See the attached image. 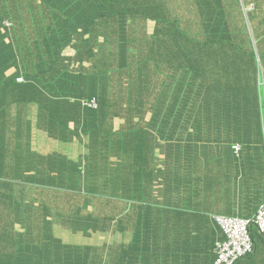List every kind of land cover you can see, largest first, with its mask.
<instances>
[{
  "label": "trees",
  "instance_id": "trees-1",
  "mask_svg": "<svg viewBox=\"0 0 264 264\" xmlns=\"http://www.w3.org/2000/svg\"><path fill=\"white\" fill-rule=\"evenodd\" d=\"M252 4L254 7L249 9ZM263 4L264 0H176V21L169 18L173 10L168 0H27L26 8L20 4L0 6V24L8 17L16 22L11 32H0V93L9 95L19 89L14 87L29 85L32 90H43L44 97L49 99L67 95L68 104L72 106L73 102L75 107L73 113L65 115L55 107L47 111L43 100H37V120L32 122L38 127L46 124L48 135L59 144L50 154L55 157L49 162L53 172H46L53 199L46 206V215L35 224L46 223L43 235L52 243L47 249L52 264H142L143 258L160 261L162 256L161 264L215 263L216 243L226 236L214 216L180 205L172 189L170 196L142 203L138 195L148 191L154 180L153 168L141 160L143 151L136 153L137 160L126 161L127 165L122 167L120 162L112 161L114 171L111 158L119 155H111L106 144L117 145L119 141L112 136L118 135L121 144L136 148L133 156L134 152L146 149L147 140L152 139L147 133L143 135V129L134 121L143 110L158 114L161 120L174 114L181 115V121L189 122L192 117L196 131L189 137L182 136L181 144H222L226 160L235 164L234 168H225V174L234 169L228 173L230 180L226 186L233 192L238 186L243 187L245 175L238 173V169L264 157ZM116 18L117 23L113 21ZM149 30L154 34L148 35ZM152 37L153 43L148 40ZM148 43L158 51L141 59L134 48L142 50ZM70 49L76 51L74 55H67ZM19 77L26 84L18 85ZM131 98L136 106L127 111L128 119L123 122L121 133L114 129L113 119L124 115ZM93 99L97 107L91 105ZM13 108V102L0 100L3 226H15L26 206L36 204L20 197L29 191L27 184L44 175L43 169H36V176H29L28 183L23 178L11 177L10 171H18L14 164L20 167L26 162L24 169L31 168L28 161H22L19 149L8 146L10 134L6 131L12 125L7 119ZM75 129L78 131L74 133ZM163 137L159 140L162 147L169 150L176 145L172 137ZM71 142L74 149L68 146ZM79 144L85 145L84 151ZM153 149L154 144L145 156ZM175 150L167 152V156L174 157ZM84 157L88 162L95 158L99 165L94 169L87 167V163L79 166ZM92 170L102 177V182L93 183L86 190L81 177L90 179ZM121 175L123 181L115 182ZM125 175H133L136 181L127 182ZM125 191L136 193L131 202L140 205L134 207L152 209L150 226L132 231L131 242L108 247L105 239L98 238L100 234L110 235L119 223L123 229L126 223L143 228L135 219L144 218L139 212L121 218L115 214L101 216L89 212V208L94 193L109 198ZM38 205L44 213L45 206ZM100 220L105 223L98 228ZM179 228L182 237L176 234ZM80 232L95 233V239L85 248L78 246ZM250 232L255 250L234 264H264V235L257 225H252ZM63 236L71 242H65ZM11 242L14 248L22 246V253L28 250V243ZM6 264L15 262L7 260Z\"/></svg>",
  "mask_w": 264,
  "mask_h": 264
},
{
  "label": "crops",
  "instance_id": "crops-1",
  "mask_svg": "<svg viewBox=\"0 0 264 264\" xmlns=\"http://www.w3.org/2000/svg\"><path fill=\"white\" fill-rule=\"evenodd\" d=\"M168 1L171 9L173 10L170 12L169 18H172L176 21V0ZM259 1L260 0H258V2ZM25 3H27V0L24 2L22 0H1L0 6L5 8L7 6L20 4L26 8ZM250 7H254V4H252ZM23 14L26 15L28 13L23 11ZM8 18L9 19H5L3 21V24H0L1 33H5L6 30L11 32L14 28V24H16L14 18ZM149 25L150 22L147 21L148 28ZM153 34L154 33L152 31H148V35ZM6 39L10 40L9 38ZM153 39L154 37L148 40L153 43ZM254 39L255 38L253 37V40ZM151 48L152 47H150L148 43L145 48H142V50L140 48L134 49L136 50L137 54L139 53L141 56L140 58L144 59V56L148 55L149 53L153 54L158 51V49L155 50L154 48ZM75 52L76 51H74V49H70L67 51V55H74ZM175 54L176 53H173V55ZM19 78L16 81L18 85L22 86V84H26L24 80L19 81ZM17 88L19 89L15 90ZM14 90L15 91H13V93L8 92L9 95H3L2 92L0 93V97L5 98H0V100H6L8 102L10 101V103H14V108L12 109V112H8L9 118L7 119V122L11 123L12 125L6 131L7 134H10L8 146L12 147V149H19L23 155L22 161H28L27 165L31 168L24 169L26 162L25 164L21 163L20 167L14 164L18 171H10L11 177L17 176L23 178V182L28 183L27 178L29 176H36V169H39L40 171L43 169L44 175H39L38 179L35 177V180H33L32 183L27 184L29 191H26L23 193L22 197H20L21 199H26L27 203H30L31 201L35 202L36 204L31 207L26 206V212L22 214L15 226L0 225V253L2 255V257L0 256V263L6 264V261L10 260L12 262L14 261L15 264H52L51 261H49L50 256L47 253V249L52 247V243L46 240V234L43 235V232H46V223L41 226L35 224H37L42 219L44 214L46 215V206L47 204H50L51 200L53 199V194L50 193V184L48 183L50 181V176L47 178L46 172L49 175H51V172H53L49 162L55 157L50 154L56 151L54 148L58 147L59 144L57 139H52V137L48 135L46 124L38 127L32 122L37 120V100H43V102L46 104L47 111L52 110L50 107H55L56 110H59L65 115L73 113L75 107L72 104L73 102H70L73 108L68 104L70 98H67V95L66 97L58 96L56 98L51 97L49 99L44 97L45 92L43 90H32L31 86L29 85L25 87H14ZM32 97H34V99H32ZM133 102L134 99L131 98V100L127 102L129 104L125 106L124 115L113 119L115 130L123 133L122 124L126 119H128L127 111L129 108L132 111V109L136 106L132 105ZM57 106L60 107L57 108ZM52 111L50 113H52ZM83 117L84 115L82 118ZM136 117L137 118H134L135 125L143 129V135L148 134V137L152 139L147 140L146 149H141L140 151L134 152L133 156L132 152L135 151L136 148L126 147L130 145L125 146L124 144H121V139L118 135H115L114 137L112 136L113 140L119 141L117 145H106L110 146L109 150L111 151V155H119L114 156L113 159L111 158L110 164L111 169L113 170L115 168L113 162H120L122 164L121 167L127 165L126 161L133 163L134 160H137L136 153H141L143 151L144 158L141 160H144L146 166L153 168L154 180L152 181L153 186L148 191L141 192V194L138 195V198L142 200V203L147 200H159V198L162 196L163 198H165L166 195L170 196L169 192L172 189L174 190V194H176L177 203L182 206L188 205L190 210H198L201 214H207L210 216H239L246 219L252 218L256 214L258 208L264 202V157L257 161L256 164L254 163V160L249 161L238 169V173H243L245 175V180L243 182V187L238 186L233 192L228 189L226 183L230 180L228 178V173L232 172L234 169L227 171L225 174V168H229L228 166H232L231 168H234L235 164H230L226 160L227 155L222 149V144L202 145V143H193L185 146L181 144L180 138L182 136L189 137L190 134H194L196 131V121L192 119V117H190L189 122L181 121V115L174 114L173 117L161 120L159 119L158 114L154 115L153 113L145 112L144 110L139 112ZM81 129L83 128L81 127ZM77 131L78 129H75L74 133ZM162 135L167 138L172 137L174 141H176V145H174L173 148H169V150L164 146L162 147L159 141ZM74 140H77V138ZM151 141L153 142L151 143ZM157 141H159V143H156ZM28 142H31V144L25 146ZM72 142L69 143L68 146L74 149ZM152 144L156 146V149H153V151L151 150L152 153L148 156H145L148 152V148ZM91 145L93 144H88V146ZM79 147H82V151L85 150L84 144H79ZM175 148L176 150L174 151V157H172L170 154L167 156V152L174 150ZM162 150H164V152ZM77 151H79L78 148ZM87 160L88 159L84 157L82 164L80 162L79 166H84V164L87 163V167L90 165L91 168L94 169L99 165L96 163L95 158H91L90 162ZM82 168L83 167H81V169ZM118 176L119 175H116V177ZM125 176L127 177L128 175ZM132 176L133 175H129L127 177V182L134 183L136 181L134 178H132ZM81 180L84 183L86 190H88L91 184L101 183L102 177L92 170L90 179L88 176H84L81 177ZM14 181L17 182V184L22 183V180ZM122 181V175L118 181L115 180V182ZM69 194H71V192H69ZM94 194L93 205L89 208V212L91 213L101 216H111L115 214V217L121 218L123 216H128L129 213L137 214L139 212L140 215L145 219H140L139 217L135 219L139 224L144 225L143 228L133 227L132 223H126L124 224L126 229H123L119 223V227L116 226L117 228L115 231H112L113 229L110 230V235L104 237L102 234H100V237L98 236V238L101 240L105 239L103 241L109 244L108 247H116L122 242L129 243L132 241V231H142L147 226H150L148 220L151 219L152 209H141L140 207H134V205H140L131 202L132 199L136 198V193L132 191H125L122 193H115L113 197L109 198L101 197V195L96 193ZM182 199L184 200L180 203ZM39 203L41 206H45L44 213L38 205ZM10 220H12V217ZM79 220L80 218L78 217L77 221ZM113 220H115L114 217ZM103 223H105V221L100 220L98 223V228ZM152 223L151 225H153ZM189 227L194 228L190 224ZM83 231L86 230L83 228ZM181 231L182 228L176 230L178 237H182ZM76 235L78 236L79 234ZM48 236L50 239V235ZM32 239L35 240L32 243H28V241H31ZM73 239H76V236H73ZM92 239H95L94 232H87V234L84 235L81 233L79 235L78 246L85 248L87 247L85 245L91 244ZM13 240L16 241V245L28 243L29 247H27L28 250L26 253H22L20 251L21 248H23L22 246H16L14 248L11 242ZM63 240L67 243L71 242L65 236H63ZM177 255L178 254H176V256ZM176 256L173 258L174 263H176ZM162 259L163 256L160 258V261H156L153 257L143 258L142 264H145L144 262L149 264H161Z\"/></svg>",
  "mask_w": 264,
  "mask_h": 264
},
{
  "label": "built area",
  "instance_id": "built-area-1",
  "mask_svg": "<svg viewBox=\"0 0 264 264\" xmlns=\"http://www.w3.org/2000/svg\"><path fill=\"white\" fill-rule=\"evenodd\" d=\"M91 105L97 107L96 99H93ZM214 218L226 236L225 240L216 243L217 259L214 264H234L239 258L254 251L250 232L252 225H257L259 232L264 235V203L255 216L249 219L223 215H215Z\"/></svg>",
  "mask_w": 264,
  "mask_h": 264
},
{
  "label": "rangeland",
  "instance_id": "rangeland-1",
  "mask_svg": "<svg viewBox=\"0 0 264 264\" xmlns=\"http://www.w3.org/2000/svg\"><path fill=\"white\" fill-rule=\"evenodd\" d=\"M252 7H250L249 9H251ZM115 23H117L118 21H119V19L118 18H116V20L114 19L113 20ZM118 26V25H117Z\"/></svg>",
  "mask_w": 264,
  "mask_h": 264
},
{
  "label": "clouds",
  "instance_id": "clouds-1",
  "mask_svg": "<svg viewBox=\"0 0 264 264\" xmlns=\"http://www.w3.org/2000/svg\"><path fill=\"white\" fill-rule=\"evenodd\" d=\"M20 78H22V80H24V78H23V77H20ZM20 78H19V81H22V80H20ZM263 203H264V202H263ZM263 203H262V204H263ZM262 204H261V205H262ZM258 209H259V208H258ZM257 211H258V210H257Z\"/></svg>",
  "mask_w": 264,
  "mask_h": 264
},
{
  "label": "bare ground",
  "instance_id": "bare-ground-1",
  "mask_svg": "<svg viewBox=\"0 0 264 264\" xmlns=\"http://www.w3.org/2000/svg\"><path fill=\"white\" fill-rule=\"evenodd\" d=\"M255 250V249H254ZM251 254V253H250ZM237 263V262H236ZM213 264V263H212Z\"/></svg>",
  "mask_w": 264,
  "mask_h": 264
}]
</instances>
